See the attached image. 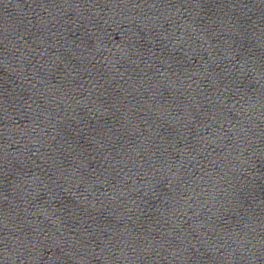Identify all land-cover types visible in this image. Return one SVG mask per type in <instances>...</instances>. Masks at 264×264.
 <instances>
[{
    "label": "water",
    "instance_id": "95a60500",
    "mask_svg": "<svg viewBox=\"0 0 264 264\" xmlns=\"http://www.w3.org/2000/svg\"><path fill=\"white\" fill-rule=\"evenodd\" d=\"M78 264H264V0H29Z\"/></svg>",
    "mask_w": 264,
    "mask_h": 264
}]
</instances>
